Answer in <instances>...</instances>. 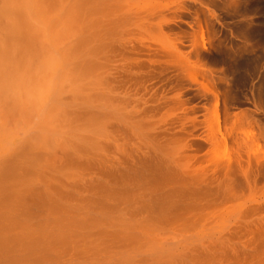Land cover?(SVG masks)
Listing matches in <instances>:
<instances>
[{
  "label": "bare ground",
  "instance_id": "bare-ground-1",
  "mask_svg": "<svg viewBox=\"0 0 264 264\" xmlns=\"http://www.w3.org/2000/svg\"><path fill=\"white\" fill-rule=\"evenodd\" d=\"M0 264H264V0H0Z\"/></svg>",
  "mask_w": 264,
  "mask_h": 264
}]
</instances>
